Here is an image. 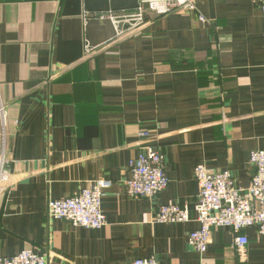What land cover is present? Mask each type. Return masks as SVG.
Masks as SVG:
<instances>
[{"label": "crops", "instance_id": "crops-1", "mask_svg": "<svg viewBox=\"0 0 264 264\" xmlns=\"http://www.w3.org/2000/svg\"><path fill=\"white\" fill-rule=\"evenodd\" d=\"M137 0H0V152L10 184L0 190V256L32 248L47 264H264V237L214 228L204 253L187 235L198 164L229 170L246 188L249 155L264 149V15L254 0H196L195 14H146L129 37L108 19ZM86 13H89L87 15ZM85 45L94 50L85 52ZM147 131V137L140 132ZM149 143L165 155L169 184L157 198L125 193L128 161ZM112 181L101 228L46 216L51 199L95 179ZM187 207L184 223L154 221L158 205Z\"/></svg>", "mask_w": 264, "mask_h": 264}, {"label": "built area", "instance_id": "built-area-1", "mask_svg": "<svg viewBox=\"0 0 264 264\" xmlns=\"http://www.w3.org/2000/svg\"><path fill=\"white\" fill-rule=\"evenodd\" d=\"M264 15V0H254ZM196 0H137L129 9L95 12L93 16L108 19L114 27V37H129L141 30L146 23V14L157 16L178 10L195 14L197 22L205 23L207 19L199 12ZM89 15V13H86ZM94 49L85 45V52ZM4 109L0 105V112ZM147 137V131L140 132ZM8 159L0 152V190L10 184ZM128 176L124 179L125 193L131 198L152 200L166 189L169 176L165 171V155L159 147L149 143L128 161ZM249 165L253 177L246 188L235 187V179L229 170H209L205 164H198L193 175L198 191L193 211L199 228L188 233L187 245L199 253H204L210 242L214 228L230 229L233 245L240 254L245 252L248 242L244 230L254 228L258 235L264 237V149H255L249 155ZM112 181L105 177L95 179L87 187L74 195L51 199L48 202L46 216L70 222L72 226L101 228L106 223V216L101 209V200ZM154 221L161 223H184L190 220L187 207L176 203L158 205ZM0 264H47L45 255L38 254L32 248L20 250L14 256H0ZM127 264H161L155 256L138 257Z\"/></svg>", "mask_w": 264, "mask_h": 264}]
</instances>
